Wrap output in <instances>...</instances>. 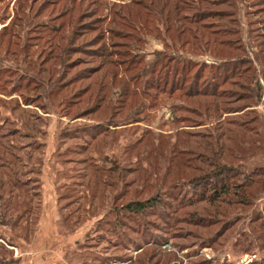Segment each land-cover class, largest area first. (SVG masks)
Listing matches in <instances>:
<instances>
[{"label":"rangeland","instance_id":"1","mask_svg":"<svg viewBox=\"0 0 264 264\" xmlns=\"http://www.w3.org/2000/svg\"><path fill=\"white\" fill-rule=\"evenodd\" d=\"M183 262L264 264V0H0V264Z\"/></svg>","mask_w":264,"mask_h":264},{"label":"trees","instance_id":"2","mask_svg":"<svg viewBox=\"0 0 264 264\" xmlns=\"http://www.w3.org/2000/svg\"><path fill=\"white\" fill-rule=\"evenodd\" d=\"M142 0H140V2H141ZM157 2H158V0H157ZM177 6V5H176ZM180 7L182 8V6L180 5ZM178 9H180L179 8V5H178ZM195 16H197V15H193L192 17L194 18V20L196 21V20H200V18H199V16H197L199 19H197ZM202 16L204 17V15L202 14ZM192 17H190V16H188L187 18L188 19H190V18H192ZM194 23H196V22H194ZM114 45H110V46H108V44L106 45L105 43H104V45L102 46L103 47V49L104 48H107L109 51H105L101 56L102 57H104V59H105V63H108L107 61H109V62H113V60H109L108 59V57H111V56H113V55H118V53L117 52H115L113 49H110V47H113ZM101 47V48H102ZM101 48L99 49V50H101ZM102 49V50H103ZM95 53H96V51H95ZM196 75H197V72L194 74V77H193V81H192V84H197L198 85V82H197V80H196ZM193 86H190V89L192 88ZM163 89H166V84H164L163 85V87H162ZM173 89V87L171 86L170 87V90H169V93L171 94V91H174V90H172ZM204 90H201L200 91V88H197V92H195L194 94H198L199 92H201V94H203V95H208L207 93H209V90H208V88H203ZM164 91H166V90H164ZM210 95H217V93H216V89L215 88H213V91L212 92H210L209 93ZM189 95H191L190 93H189ZM149 203H152V201H148ZM147 202V204L149 205V203ZM150 206V205H149ZM127 208L130 210V211H132V212H134V213H142V212H144L143 210L145 209L144 208V206L141 204V203H135V204H128V206H127Z\"/></svg>","mask_w":264,"mask_h":264},{"label":"built area","instance_id":"3","mask_svg":"<svg viewBox=\"0 0 264 264\" xmlns=\"http://www.w3.org/2000/svg\"><path fill=\"white\" fill-rule=\"evenodd\" d=\"M182 264H186V262H183Z\"/></svg>","mask_w":264,"mask_h":264}]
</instances>
